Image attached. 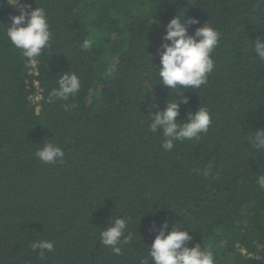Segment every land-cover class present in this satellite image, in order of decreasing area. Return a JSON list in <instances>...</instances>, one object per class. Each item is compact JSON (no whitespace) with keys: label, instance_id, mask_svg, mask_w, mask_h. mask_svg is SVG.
Listing matches in <instances>:
<instances>
[{"label":"trees","instance_id":"1","mask_svg":"<svg viewBox=\"0 0 264 264\" xmlns=\"http://www.w3.org/2000/svg\"><path fill=\"white\" fill-rule=\"evenodd\" d=\"M21 3L45 9L51 39L32 66L5 35L18 10L2 0L0 264H139L164 221L189 232V247L212 251L215 264H264V189L256 183L264 153L247 142L264 129V61L252 50L264 39V0ZM176 15L198 21L190 35L206 23L221 34L199 89L172 90L157 75L164 26ZM66 72L78 76V93L50 98ZM178 95L187 99L178 123L204 107L212 124L198 141L164 151L162 134L148 130L150 107L163 110ZM48 142L62 148L63 163L35 156ZM209 164L218 178L200 174ZM121 216L131 239L117 255L99 234ZM38 240L54 249L41 257L31 248Z\"/></svg>","mask_w":264,"mask_h":264},{"label":"clouds","instance_id":"2","mask_svg":"<svg viewBox=\"0 0 264 264\" xmlns=\"http://www.w3.org/2000/svg\"><path fill=\"white\" fill-rule=\"evenodd\" d=\"M2 3V0H0ZM9 5L18 10V14L10 17V25L5 28V35L15 48L20 49L23 56L30 61L40 56L49 46L51 39L50 25L43 7L30 9V5L22 4L21 0H9ZM195 19H184L176 15L164 26L165 32L161 37L160 48L157 49L160 66L157 75L161 83L169 89H199L207 83L209 74L214 68L212 52L217 47L220 32L207 23L188 33V27L197 24ZM93 40L85 39L81 44L82 50H89ZM255 56L264 61V39L257 38L252 48ZM114 68H108L110 75ZM58 87L52 89L50 98L68 100L75 96L80 89V80L74 72L60 75ZM182 94V93H181ZM181 97L177 99V97ZM168 100L163 110L151 109V122L148 130L161 133L163 140L161 147L164 151H171L176 142L185 140H199L201 134L207 133L212 124L211 116L204 107H199L194 113H188L183 123L177 122L180 104L187 103V99L178 95ZM74 105L65 106L67 111ZM158 128L160 129L157 132ZM247 142L257 152L264 153V129H259L247 137ZM64 151L54 143H44L35 156L44 164L64 162ZM200 174L208 178H218L212 175V164L200 170ZM260 189H264V173L256 177ZM129 218L117 217L110 220L109 226L103 228L99 234V241L104 246H110L114 253L121 254L120 244H127L131 237L126 235ZM153 228L155 225L153 224ZM191 240L189 232L181 230V225L174 224L169 230L168 222L164 221L148 248V257L142 258L139 264H215L212 251L202 248L199 244L188 246ZM33 251L51 252L54 245L48 240H38L31 244Z\"/></svg>","mask_w":264,"mask_h":264},{"label":"built area","instance_id":"3","mask_svg":"<svg viewBox=\"0 0 264 264\" xmlns=\"http://www.w3.org/2000/svg\"><path fill=\"white\" fill-rule=\"evenodd\" d=\"M30 64H31L32 66H34L35 62H34V61H31ZM31 71L33 72L34 70L32 69ZM34 73H36V72H34ZM34 84L37 86V85H38L37 81H35ZM35 98L38 99V98H39V95H37Z\"/></svg>","mask_w":264,"mask_h":264}]
</instances>
